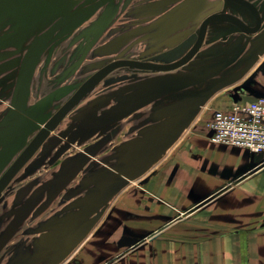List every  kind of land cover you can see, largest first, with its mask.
Wrapping results in <instances>:
<instances>
[{
  "label": "crops",
  "instance_id": "0c3cea01",
  "mask_svg": "<svg viewBox=\"0 0 264 264\" xmlns=\"http://www.w3.org/2000/svg\"><path fill=\"white\" fill-rule=\"evenodd\" d=\"M38 8L17 7L13 1L11 6L0 5V137L5 135L0 142V156L15 144L20 132L28 128L30 113L47 116L50 92L42 95L45 84L42 77L48 76L43 75L45 69L40 63L44 59L46 40L42 27L47 23V16ZM224 26L229 27L230 23L216 22L213 29ZM217 44L219 42L210 47ZM39 46L25 105H22L27 72ZM168 61L162 58L158 62ZM251 61L252 58L237 60L219 76L180 92H203L249 66L242 76L215 92L196 111L147 172L109 201L83 241L57 264H69L74 258L81 259L79 264H104L110 260L111 264H264V154L213 143L207 126L212 110L230 108L234 97L249 101L264 94V54ZM260 71L263 74L256 77ZM164 98L171 103L172 98L178 100L174 96ZM57 100L55 97L51 104ZM169 104L159 105L148 117L137 115L136 122H130L131 128L142 130L152 126L156 112ZM25 109L30 112H24ZM150 118L151 122L144 123ZM36 133L29 131L20 139L19 147L0 165V173ZM133 138H126L125 142ZM86 194L80 199H85ZM107 213H111L109 225L113 226L109 237L106 226L98 231L106 223ZM125 234L137 237L121 245L118 240ZM2 237L0 235V241ZM4 246L0 247V253ZM38 250L33 259L17 258L13 263L51 264L53 259L46 249L40 245Z\"/></svg>",
  "mask_w": 264,
  "mask_h": 264
},
{
  "label": "flooded vegetation",
  "instance_id": "af4514ba",
  "mask_svg": "<svg viewBox=\"0 0 264 264\" xmlns=\"http://www.w3.org/2000/svg\"><path fill=\"white\" fill-rule=\"evenodd\" d=\"M169 1L167 6L166 7L164 6L162 10L159 11L160 7L155 8L153 10V11H159L160 15L155 17L151 31L145 33L147 34L146 37L151 36L152 43L149 46H147L145 49H141L140 53L138 52L139 54L126 55L129 49H133L135 47L138 48V46L142 42H144L143 35L145 34L141 36L137 35L136 38L139 41L136 40L133 43L132 40L133 44H131L130 47L127 48L125 47L126 46L125 45L124 46L125 48L123 47L117 52L116 57L112 59L110 58L108 59V61H105V63H103V65H101L97 71H93L91 73L90 71H87L88 74L85 76V78L81 83L77 81L78 83H75V86H69V84H67L63 88L58 86L50 91L49 93L50 95L48 94L49 96L46 102L47 107L50 104V106L54 108H52V112L50 113L46 112L47 116L44 126L46 127V129H49L51 126L52 129H49V133L46 135L41 145L34 152H32V154L26 159V161H24V163L20 166V168L17 170V172L14 175L10 176L15 166V163L21 156H23V154L25 155L26 151L28 152L27 149H29V147H31V145L33 144L36 135L32 138V140L28 143V145H26L15 157H13L10 161L7 162L5 167L2 169L3 171L0 173V235L1 237L3 236L2 238H4L9 233V227L14 220L15 217L14 212L18 205L16 203V199L20 194L19 191H24V199L21 201V203L18 206L23 204L29 207L34 204V207L35 206L42 207V206H47L48 203L50 202V208L52 209V211L49 212L47 209L45 211L47 215L40 214L38 215V217H35L32 214L27 215V217L23 220V222L18 226V229L11 235L9 240L6 243H4L5 245L4 249L0 253V264H15L13 263L14 259L17 258L23 259L24 257H26L25 259L30 260L32 257H35L36 254L38 255L39 253L38 248L41 245L40 244L41 238H37V234L34 233L33 230L39 228V226H41L40 228H43L44 224L48 223L49 222L48 220L52 218L54 212H55L54 216H56V219H60L64 217V215L68 213V211L64 210V207L66 206L68 207L69 205L78 202L80 198L84 196V194L89 192L94 187L93 184L89 185V183H86L87 189L89 188L91 189L84 190L85 189L84 187L82 188L80 187V183H79L80 177H76L74 180H72L73 178L70 179L72 181L70 182L69 180L66 183V186L63 187L62 190H60V193L58 194L56 193L55 196H53V191L57 192L58 189L57 186L50 183V180L55 178L54 176L59 171L58 164L61 165L64 159H70V158H66L65 157L66 153L58 149L57 151L43 150L45 145L49 142L50 138H53L54 135H57L55 133L57 130H58L57 132L63 134L65 137H63V135L61 136L58 135V136L66 140L72 146H75V143L81 142V140L85 138L90 139L91 137H93L86 135L84 131H81V129H83V126L87 127L89 129L87 132H89L95 128V124H94L95 122H102L106 120V118L117 117L124 111V109H122L123 105H120V102L123 101L124 98L126 97L125 94L123 93V91L125 92L124 90L125 86L123 87L116 82L114 83V85L117 84L119 85V87L111 88L112 85L106 84L107 82L106 79L110 77V75H112V73L115 70L124 67V66H120L114 68L107 75H105L100 80H98L94 85V87L87 93V95L90 94L96 87L100 86L103 83V85L101 86V88H99L98 91L94 90L95 94L92 97L90 95L91 98H89L88 100L91 104H93V102H95L96 104L97 102L95 106L97 108L99 107V105H101V103H103L104 104L103 108L105 113L100 114L98 112L97 114H95V112L93 113L92 110V112H89V114H84L83 115L84 117H81L83 118L82 120L83 122L81 126L80 122L77 121L78 119L77 114H75V116L72 118V121L76 119L75 122L74 121L69 122V120L65 121L68 114L74 109L73 107L71 111H69L64 117H62V119H60L57 122L56 116L58 115L62 107L69 99H71L81 89L83 84H85L88 80L95 77V75L105 66L120 59L158 62L160 59L164 58L170 60L168 61V63L180 60L181 58L185 57L197 44L200 37L202 24L204 20L207 18V16H209L212 13L226 12V13L235 14L246 23L249 29H254L256 27L257 24L256 14H259L261 25L257 32L247 33L244 31L242 25L239 23L229 22L230 23L229 27L224 26L222 28L216 27L215 29H213V24H215L219 20L211 21L208 26L206 36L202 45L200 46V48L198 49V51L195 53V55L192 57L191 60L193 59L204 60L206 58L213 57V61H219V60L221 61L227 59L229 56L235 53H239L238 61H245L250 58H253L254 53L256 51H259L261 49V46L264 44V0H245L250 3L248 5L243 4L239 0H212L211 3L210 0H198V2H196V0H169ZM192 3L194 4V6L196 3L197 4L195 7H192ZM125 4H127V2ZM193 8L194 10L192 11ZM127 9L128 8L126 5L125 9L121 13V17H120L121 19L119 20L120 24L117 25L116 27H112L114 29L111 28L110 31L107 30L109 34L108 33L105 34L104 40L101 41L99 45L98 44L95 45V47L93 48L95 52L97 51L110 52L112 47L111 46L112 42L115 40L117 34L120 35V41L122 40V42L127 37H129L128 31L130 30L131 27L130 28L127 27V24L129 23L127 21V17H128L127 15L132 14V12H136V13L139 12H138V8L137 10L134 8L132 10L131 9L127 10ZM199 10L201 12L203 11V14L199 12ZM200 13L202 15L198 19ZM101 17L95 18L93 20V23L97 25ZM179 25L183 26V29L177 32L175 31V29ZM140 26L141 25L136 27H140ZM211 30H214L212 31L213 32L212 34H214V39H212L213 35L210 34ZM228 30H231L232 32L228 33L227 32ZM161 31L164 32L160 34L159 32ZM140 37H142L141 40ZM59 39L60 37H56L53 40L45 41V48H44L45 51L43 57L47 62L46 68L48 67L49 64H52L53 61H55V63L52 64L54 70L58 66H59L58 68L60 67L63 68L64 67L63 62L64 63L67 62L64 61L65 55H63L64 53L63 51H66V54L69 55L68 50L70 48V43L72 42L71 40L68 41V40H63V39L59 40ZM209 39H212L213 43L219 42V44H217V46L214 47H210L211 45L205 46L206 41H209ZM97 41L99 42V40ZM97 47H99L100 49H98ZM123 51H125L124 54H120ZM56 72H58V70ZM68 72L71 73L72 71H68ZM262 74H263L262 71H260L256 75V77H260V75ZM55 75L59 77V79H63L62 71L59 73H55ZM137 82L138 81L136 80V82L134 83ZM252 88L254 89V87ZM113 89H116V92H113L111 94V90ZM65 90L69 93H73L71 96H69L66 99L61 97V95H63ZM242 92L246 93L244 91ZM64 94L66 95V93ZM55 97H57L58 100L51 104L52 100H54ZM97 99L99 100L97 101ZM118 105H120L119 108ZM138 110L139 109L134 111L132 114H134ZM132 114L117 120L115 123H118L123 119L132 116ZM105 132H106L105 135L108 133L109 135H111L112 133L110 134V132H112V128L105 130ZM74 138H76L75 141H72ZM97 140H99V137L95 140H92V142H96ZM58 143H59L58 141H55L54 146L52 147L57 148ZM59 146H61V144ZM110 149H112V147ZM73 154L74 153H71L69 155H73ZM46 163H51L52 165H47ZM31 171L34 172L33 175H29ZM38 195H40L41 198H39V200L36 201L35 199L38 197ZM34 207L32 206V208ZM109 217H111V213L106 214V218H105L106 223H104V225H102V227L98 230L101 232L103 226L104 227L106 226V228H108L106 229V235L108 237L111 235L112 233L111 229L113 228V226L109 225ZM23 223L27 224L25 230H21ZM136 237L137 236H133L131 234H125L121 236V238H119L118 243L122 245L126 242L134 240ZM79 263H80V258H74L72 261L69 262V264H79ZM111 263L112 261L110 260V261H106L104 264H111Z\"/></svg>",
  "mask_w": 264,
  "mask_h": 264
},
{
  "label": "water",
  "instance_id": "95a60500",
  "mask_svg": "<svg viewBox=\"0 0 264 264\" xmlns=\"http://www.w3.org/2000/svg\"><path fill=\"white\" fill-rule=\"evenodd\" d=\"M239 1L245 5L250 4L245 0ZM96 7L97 5L91 9H95ZM256 16V27L254 29H249L246 23L235 14L226 12L212 13L207 16L202 24L201 33L197 44L185 57L171 63H159L131 59L117 60L101 69L95 75V77L83 84L81 89L65 103L56 116L57 122L62 119V117H64L75 105H77V103L94 87L98 80L107 75L114 68L120 66H129L147 71L170 72L185 67L189 63L195 61L193 62L194 64L192 66H189L190 68L187 67L189 68L187 71H184V73L182 72L180 74L181 76H186L187 79L185 80H183V78H179L180 75L155 76L146 80H141L136 84L138 92L135 95H131L124 104L122 103L123 106H126L124 111L117 117L106 118V120L101 122L111 125L117 120L129 116L137 109H140L151 102L160 100L164 97L174 96L178 98V100L172 98L174 100L172 103L161 108L160 112L157 111V117H155L156 122L152 126L149 125L142 129L141 137L133 138L122 145V148L126 150V155L124 156L123 162L124 164L129 165V170L125 173H120L117 170L108 167L105 171L97 174L94 173L92 176L93 178L91 179V182L95 183L93 184L95 187L92 188L94 197H90V194L89 197L87 196L88 198L86 197L85 199L75 203V206H78L79 210H74L68 215L66 214V216L63 218L56 219V229L54 231L52 230L51 232H47L43 237H41V246L46 249V253L49 255V258L51 257L53 259L51 264H57L58 262H61L62 259L66 258L69 253L80 242L83 241L84 237L101 217L111 197L119 193L130 181L141 177L145 171L150 168L157 157L163 153L175 139V137L183 131L187 123L193 118L196 111L199 110L201 106L204 105L205 102L215 92L225 85L238 79L249 69V66H247L240 72L236 73L235 76L229 78V80L226 79L218 81L214 86L203 92H189L187 94L180 93L188 90L191 87L205 83L216 76H219L224 71L228 70L231 65H233L235 61L238 60L239 53H235L229 56L227 59L221 61H213V57H209L204 60H191L202 45L210 22L215 20H219L218 22H235L241 24L245 32L255 33L259 30L261 25L259 14H256ZM180 27L181 26L179 25L176 28L178 29ZM227 32L229 33L232 31L228 30ZM39 50L40 46L37 48V50L35 49L33 59L27 72L24 88V102H22V105H25L27 89L31 81L34 67L37 63V54L39 53ZM260 54H264V44L261 46L259 51L254 53L252 61L253 59L256 60ZM257 97H264V94L258 95ZM240 100V97H234L235 102ZM23 111L27 113L30 112L28 109ZM158 118L161 119L159 120L160 122L158 121ZM25 120H27V118ZM45 121L46 118L41 116L39 117L35 113H30L28 116V128L20 132L15 144L0 156L1 165L5 157L14 153V151L19 147L20 139H23L29 131H37L33 144L31 147H29V149H27L28 152L26 151L25 155L23 154V156L17 160L10 176L17 172L24 161H26L32 152H34L41 145L44 138L49 133V129H52L51 126L49 129H46L44 126ZM18 132L19 129L17 128V133ZM212 133V131H209V136H211ZM3 137H5V135L0 137V142L4 139ZM110 138L111 136H109V140ZM75 139L76 138H74L72 141H75ZM100 148V144L90 147L91 150L88 149L89 155L95 157ZM81 159L84 158H79V156H77L71 161L70 159L65 161L63 164V169L58 174V183L60 185L58 189L62 188L64 184H66L73 176H75L79 169H82L81 166L85 163V161H81ZM105 184L106 186H104ZM92 200L94 203H92ZM93 204H95V206H93ZM80 207L82 210H80ZM28 208L29 207L27 206H22L16 210V217L12 224H10L8 235L1 239L0 247L9 240L11 235L18 229V226L26 218L28 215ZM82 212L86 213V215L82 216ZM94 213L96 214L89 219L88 216ZM80 215L82 217H79ZM85 217L87 219L86 222H84ZM84 223L87 224L86 227L84 226Z\"/></svg>",
  "mask_w": 264,
  "mask_h": 264
},
{
  "label": "rangeland",
  "instance_id": "374dc122",
  "mask_svg": "<svg viewBox=\"0 0 264 264\" xmlns=\"http://www.w3.org/2000/svg\"><path fill=\"white\" fill-rule=\"evenodd\" d=\"M11 1H13V4L16 5L17 7H27V6L36 7L37 6V7H39V10L44 11L45 15L47 16V21H45V23L46 22L47 23L45 26L43 25V27H42V29H44L42 31V36H44V37L47 36L46 41L47 40L50 41V40L55 39L56 37H60V39L68 40V41L71 40V42H72V43H70V48L68 50L69 55L66 54V51H63L64 52L63 55H65L64 61H67L65 63L63 62V65H64L63 68H61V67L58 68L59 67L58 66L54 70V67L52 64H54L55 61H53L52 64H49L47 68H46V61H44V59L42 62H40L41 66H42L41 68L45 69V73L43 72L44 74L43 73L42 74L44 76L45 75L48 76L47 78H45V77H42L43 75H41L42 79L45 81V84L42 87V89L44 90V92H43L44 94H42V95H46L47 92H50L51 90H53L55 87H58V86L63 88L67 84H69V86H75V83H78L77 81H79L81 83L83 81V79L85 78V76L88 74L87 71H90V73L93 71H97L98 68L101 65H103V63H105V61H108V59H110V58L112 59V58L116 57L117 52L121 48H123L125 45H126L125 47L128 48L131 46V44H133L136 40H138L136 38L137 35L141 36V35L149 32V31H151L155 17L160 15L159 11L162 10V8H164V6L166 7L169 2H172L169 0H156V1L155 0L154 1H152V0H0V3H1L0 5L1 6H11ZM124 2L125 3L127 2V4H125ZM196 2H198V0H196ZM211 2H212V0H210V3ZM196 4H195V6H196ZM96 5H97V7L95 9H91ZM126 5H127V8L131 9V10L133 8L137 10V8H138V12H139V13L132 12V14L127 15L128 16L127 21L129 22L127 24V27L128 28L131 27L130 30L128 31L129 37H127L122 42V40L120 41V35L117 34L115 37V40L112 42V45H111L112 47H111L110 52H108V51L107 52H105V51L104 52H102V51L95 52L93 50L95 45L96 44L99 45V43H101V41L104 40L105 34H107L108 31H110L112 27H116L117 25L120 24L119 20L121 19L120 18L121 13L125 9ZM195 6L192 3V7H195ZM158 7H160L159 11H153L155 8H158ZM193 10H194V8L192 9V11ZM199 12H201V11L199 10ZM201 13L203 14V11ZM201 13L198 16V19L201 17V15H202ZM124 14H126V13H124ZM99 17H101L100 20L98 21L99 24L97 23V25H95L93 23V20L95 18H99ZM139 25H141V26L136 27ZM112 29H114V28H112ZM182 29H183V26H181L178 29L176 28L175 31L178 32ZM163 32L164 31H161L159 33L162 34ZM146 35L147 34L143 35L144 42H142L138 46V48L135 47L133 49H129L127 51L126 55L139 54L141 49H145L147 46H149L152 43L151 42L152 39H151V36L146 37ZM144 36H145V38H144ZM141 39H142V37H140V40ZM97 40H99V42ZM132 40H133V43H132ZM212 44H213L212 41L211 42L206 41L205 46L206 45L210 46ZM51 45H53V44H51ZM62 45H64V44H62ZM102 47H104V46H102ZM97 48L100 49L99 47H97ZM90 50H92V51H90ZM124 52L125 51L121 52L120 54H124ZM193 62H195V61H193ZM193 62L189 63L187 66L182 67L180 69L170 71L169 73L147 71V70H141V69L134 68V67L124 66L123 68H119V69L115 70L112 73V75H110V77L111 76H113V77H111V78L108 77L106 79V81H107L106 84L112 85L111 88L112 87L113 88L119 87V85H121L123 87L125 86V89H124L125 92L123 91V93L125 94L126 97L124 98L123 101L120 102V105H121L122 103L124 104L125 101H127V99L131 95H135L138 92L136 84L139 83L141 80H146V79H149V78H152L155 76L157 77V76H163V75H167V74L179 76L182 72L184 73V71H187L190 68L189 66H192L194 64ZM187 67H189V68H187ZM57 70H58V72H56ZM61 71L63 72V76H62L63 79H59V77H57L55 75V73H59ZM68 71H72L73 73L71 72L72 73L71 74ZM179 78H183V80L187 79L186 76H181V75L179 76ZM61 80H62V83H61ZM136 80L138 82L134 83V82H136ZM116 82L119 85H117V84L114 85V83H116ZM121 82H122V84H121ZM102 85H103V83L100 86L96 87L94 90L98 91ZM47 87H48V89H47ZM94 90L90 94H88V95L86 94L77 103V105L74 106V109L72 111L70 110L71 112L68 114L65 121L69 120V122H73V121L75 122L76 119L72 121V118L75 116V114H77V118H78L77 121H79L81 126H82L83 118H81V117H84L83 116L84 114H89V112H92V110H93V113L95 112V114H97L98 112L100 114L105 113L104 108H103L104 107L103 103H101V105H99V107L97 108V107H95L97 102H96V104H95V102H93V104H91L88 100L89 98H91L95 94ZM32 91L34 93L36 91L34 86L32 88ZM113 92H116V89L111 90V94ZM64 93H66V95ZM64 93H63V95H61V97H63L64 99L68 98L69 96H71L73 94V93L67 92L66 90L64 91ZM90 95H91V97H90ZM42 97H44V96H42ZM34 99H35V97H33V100L31 98L30 102L31 103L34 102ZM98 100L99 99H97V101ZM165 100H166V98H162L160 100H156L154 102H151V103L147 104L146 106L142 107L141 109H139L134 114H132V116H130L126 119H123L122 121H120L118 123H113L110 125V124H104L101 122H95L94 123L95 128L89 132H87L89 129L87 127L83 126V129H81V131H84L86 135L93 136V137H91L90 139L85 138V139L81 140V142L75 143V146H72L66 140L62 139L60 136L63 134L57 132L58 131L57 130L55 132L57 135H54L53 138H50L49 142L46 144L47 146L45 145L43 150H46V151L47 150L48 151L49 150L57 151V149L61 150L64 153H66L65 157L70 158V161L77 156H79V158H84V159H81V161H85V163L81 166L82 169H79L77 171V173L75 174V176L72 177L73 179L72 178L71 179L74 180L76 177H80L79 178L80 187L81 188L84 187L85 188L84 190H87V184L86 183H89V185L95 184V183L91 182V179L93 178L92 176L94 173L97 174V173H100L102 171H105V170H107L108 167H111L120 173H125L129 170V168H128L129 165H126L123 162L124 156L126 155V150L122 148V145H123L122 143H124L125 139L129 138V137H132V138L133 137L134 138L141 137V133H142L141 129L138 130L135 127L131 128L130 122H136L135 120H136L137 115L140 118L142 117L143 114L145 115V117L147 115H152V113H154V109L159 107V105L160 106H162V104L164 105L165 102L171 103L169 100L168 101L167 100L165 101ZM90 105H92V106H90ZM120 105H118V108ZM125 107L126 106H123L122 109H125ZM52 108H54V107L50 106V104H49L47 107V112H49V113L52 112ZM35 109H37V108L35 107ZM94 109H97V110H94ZM212 111H214V109ZM156 114H157V112H156ZM151 119L152 118H150L148 120L146 119L144 121V123H146V121H148V123L151 122ZM85 128H87V129H85ZM109 128H112V132H110V134L111 133L112 134L109 135V133H108L105 135V133L107 132V131L105 132V130H108ZM110 131H111V129H110ZM58 135H60V136H58ZM144 135H145V133H144ZM109 136H111L110 140H109ZM63 137H65V136L63 135ZM98 137H99V140H97L96 142H92V140H95ZM55 141L59 142L57 148L52 147V146H54ZM89 142H92V143H89ZM60 144H61V146H59ZM96 144H98V145L100 144L101 148L97 152L95 157H92L89 155L88 151L91 150L90 147H92ZM111 147H112V149H110ZM71 153H74V154L69 155ZM52 161H53V159H52ZM65 161H68V159H64L62 163H65ZM62 163H61V165L58 164L59 171L54 176L55 178L50 180V183L57 186V189L60 186L58 183V181H59L58 180V178H59L58 174L60 173V171L63 169V166H64ZM46 164L52 165L51 163H46ZM146 172H147V170H146ZM72 180H70V182ZM134 180H132V181H134ZM60 183H61V181H60ZM65 186H66V184H64L63 187H65ZM104 186H106V184ZM94 187H95V185H94ZM60 189H58L57 192L53 191V196H55L56 193L57 194L60 193V191H59ZM19 192H20L19 195L21 197H19L17 202H16L18 205L24 199V191H19ZM90 194H91L90 197H94V193H92V191H90L89 193L87 192L85 197H87ZM118 195H119V193L114 195L115 198ZM74 196H75V194H74ZM114 196H112L111 199H113ZM70 197H72V196H70ZM37 198H41L40 195H38ZM80 200H82V199H80ZM75 203H77V202H75ZM75 203L72 205H69L68 207L67 206L64 207V210L68 211L67 215L74 210L75 211L79 210V207L75 206ZM18 208H19V206L16 209H18ZM47 209L49 212L52 211V209L50 208V202L48 203L47 206H42V207L35 206L34 208L29 207L28 208V215L32 214L35 217H38V215H40V214L47 215V213H45V211ZM80 210H82L81 207H80ZM54 213H53L52 218H50L48 220L49 222L47 221L48 223L44 224L43 228H40L41 226H39V228L33 230L34 233L37 234V238H41L47 232H51L52 230L54 231L56 229V225H57L56 223L57 222H56V216H54ZM82 214H83L82 216L86 215V213H84V212H82ZM95 214H90L88 216V218L89 219L92 218ZM65 216H66V214H65ZM82 216L80 215L79 217H82ZM84 220H85L84 222H86V220H87L86 217L84 218ZM26 226H27V224L23 223L21 230H25ZM84 226L86 227L87 224L84 223ZM40 229H42V230H40ZM40 231H42L43 233ZM86 252H88V250H86ZM83 255L84 254H82V256Z\"/></svg>",
  "mask_w": 264,
  "mask_h": 264
},
{
  "label": "built area",
  "instance_id": "2783aa9c",
  "mask_svg": "<svg viewBox=\"0 0 264 264\" xmlns=\"http://www.w3.org/2000/svg\"><path fill=\"white\" fill-rule=\"evenodd\" d=\"M210 140L264 154V97L233 102L228 109H216L207 124Z\"/></svg>",
  "mask_w": 264,
  "mask_h": 264
}]
</instances>
